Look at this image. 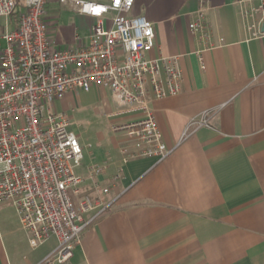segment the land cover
Returning a JSON list of instances; mask_svg holds the SVG:
<instances>
[{"label":"crops","instance_id":"1","mask_svg":"<svg viewBox=\"0 0 264 264\" xmlns=\"http://www.w3.org/2000/svg\"><path fill=\"white\" fill-rule=\"evenodd\" d=\"M58 3L44 15L50 40L58 48L86 45L97 19L70 2L47 7ZM257 3L211 0L205 18L218 46L204 50L209 40L189 27L199 0H135L127 15L153 23L151 55L176 57L183 72L178 95L150 103L171 152L161 160L133 156L135 141L111 128L104 155L91 152L93 161L76 169L82 193L100 204L85 215L70 264H264V36H254L255 20L244 15ZM116 15L107 13L106 23ZM99 89L110 94L102 99L110 126L141 116ZM71 93L52 110L68 115ZM203 117L207 124H191ZM94 166L103 172L93 174ZM56 246L51 237L33 248L16 207L0 203V264H38Z\"/></svg>","mask_w":264,"mask_h":264},{"label":"built area","instance_id":"2","mask_svg":"<svg viewBox=\"0 0 264 264\" xmlns=\"http://www.w3.org/2000/svg\"><path fill=\"white\" fill-rule=\"evenodd\" d=\"M48 1L0 0V18L5 19L0 33L4 42L0 44V203L16 207L33 248L51 237L57 239V246L38 264H70L89 224L85 215L97 208L100 198L82 193L83 179L76 172L84 158L82 146L70 130L69 116L53 111L51 105L76 90L109 89L118 105L141 113L137 119L112 123V130L135 141L138 149L133 156L161 160L171 150L150 103L178 95L183 72L176 57L151 55L156 48L153 23L145 16L127 15L135 0L118 4L59 0L77 5L80 12L86 3L106 9L99 15L86 14L97 19L86 45L59 48L47 34ZM239 1L258 2L244 15L255 20L254 36H264V0ZM210 2L199 0L196 19L189 25L209 40L204 50L218 46L210 41L213 32L205 18ZM110 12L117 15L108 25L105 15ZM13 17L14 26L9 28ZM219 41L223 44L224 38ZM191 124L198 127L207 121L203 117ZM91 171L97 175L103 168L94 166ZM95 187L99 190L97 183ZM108 191L102 188L103 193ZM111 206L112 202L105 209Z\"/></svg>","mask_w":264,"mask_h":264},{"label":"rangeland","instance_id":"3","mask_svg":"<svg viewBox=\"0 0 264 264\" xmlns=\"http://www.w3.org/2000/svg\"><path fill=\"white\" fill-rule=\"evenodd\" d=\"M83 1L110 2V0ZM59 5L58 3L46 7L48 12L46 17L50 18V16L53 15L51 14L53 8ZM106 97L110 98L108 91L94 88L91 91H73L67 99L68 107L71 108L68 112L72 121L70 130L77 136L82 146L84 155L82 163L84 167L93 161L91 152H96L98 150L104 155L105 148L112 145L113 138L115 137L114 133L111 131L110 120L105 117V111L103 109L102 99ZM56 106L58 108L60 104L57 105L56 103ZM97 163H99V161Z\"/></svg>","mask_w":264,"mask_h":264},{"label":"clouds","instance_id":"4","mask_svg":"<svg viewBox=\"0 0 264 264\" xmlns=\"http://www.w3.org/2000/svg\"><path fill=\"white\" fill-rule=\"evenodd\" d=\"M116 4L119 3V0H114ZM106 9H103L102 6H97L91 3L84 4L83 8L81 9L82 14H91V15H99L102 11Z\"/></svg>","mask_w":264,"mask_h":264}]
</instances>
